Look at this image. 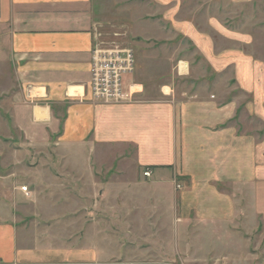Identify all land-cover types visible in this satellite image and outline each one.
<instances>
[{
    "label": "crops",
    "instance_id": "crops-1",
    "mask_svg": "<svg viewBox=\"0 0 264 264\" xmlns=\"http://www.w3.org/2000/svg\"><path fill=\"white\" fill-rule=\"evenodd\" d=\"M229 1L240 5L258 0ZM101 7V0H0V140L20 141L23 157L50 150L65 160L49 166L13 165L0 174V260L101 264L117 255L102 236L61 244L48 237L55 234L53 225L43 237L24 223L28 205L40 218L74 220L68 214L72 208L62 206L70 201H60V196L75 172L89 177L87 202L103 205L113 220H169L160 225L162 234L166 231L165 240L159 235L160 248L147 246V252L193 248L202 264L241 249L239 228L247 234L261 225L264 233V62L244 49L253 40L251 34L231 18L209 16L208 28L233 44L222 46L205 30L181 20V33L209 68L181 56L167 76L161 74L167 81L157 76L153 88L148 74H138L136 61L126 79L137 88L134 100L102 102L89 91ZM119 145L133 147L135 166L113 164L104 171H113L116 178L97 180L93 158L104 146ZM145 169H150L149 177L143 176ZM45 171L50 173L47 196L41 194ZM127 171L134 173L133 180L118 175ZM175 181L182 188L171 196ZM221 232L222 248L201 254L205 243L217 249L215 235ZM98 241L104 245L97 246Z\"/></svg>",
    "mask_w": 264,
    "mask_h": 264
},
{
    "label": "rangeland",
    "instance_id": "rangeland-1",
    "mask_svg": "<svg viewBox=\"0 0 264 264\" xmlns=\"http://www.w3.org/2000/svg\"><path fill=\"white\" fill-rule=\"evenodd\" d=\"M101 2L102 7L99 12V18L101 19L97 36L100 46L104 48H130L134 53L135 65L136 61L138 63L136 65L138 74L140 73L145 78L148 74L152 87L156 84V77L158 76V79H160L161 74L166 75L172 68L171 65L178 62L176 60L180 59L181 56L186 55L190 57L191 61L197 59V61L192 62L200 64L202 68H209L199 52L196 51L192 41L181 33V20L192 22L201 30H205L222 46H233V44H226L223 39L208 28L209 16L218 15L219 19L227 20L231 18L233 25L243 24V29L249 32L253 38L249 47H244V49L264 62V0L240 5L229 0H101ZM166 55L171 60L166 59ZM182 66L186 67V64L181 63ZM126 79H129L128 75ZM176 79L169 78L172 81ZM160 80L167 81V78ZM133 89L136 90L137 88ZM1 113L2 109L0 108V115ZM16 151H18V155ZM19 151L20 141L0 140V174H6L10 167L12 168L13 165L18 164L31 167L34 164L49 166L50 164L65 162L63 157L50 152V150L41 156L26 155L24 157L19 154ZM83 162H85L84 157L79 155L77 163L82 165ZM92 164L97 170L95 172L97 180L103 182L111 178L115 179L116 173H113V171L105 172L104 170L113 164L134 167L136 164L134 149L132 146L122 145L104 146L100 149V155L93 158ZM100 169L102 170L100 171ZM52 174L61 176L59 172L55 171ZM133 174L132 171H127L120 172L118 175H122L125 180H133ZM43 175L47 176L44 178ZM49 175L50 173L45 171V174H41L44 179L40 180L45 186L42 188L41 194L46 196L50 195V187L46 186L45 183L48 181ZM73 177V181L69 180L70 183H66L67 188L63 190L65 193L60 196V201L65 198L68 202L70 201L62 206L72 208V211L68 214L69 217H74V220L40 218L34 215L31 205H28L25 208V219H23L26 226L40 230L42 236L46 237L47 229H51L53 225L54 229L50 231L55 234L48 237L59 240L58 242H61V244L70 239L78 241L89 239L91 241L100 239V236H102L101 238L104 239L103 241L106 240L107 246L116 249L117 255H112L111 258L106 260V263L102 262L101 264H199L193 256V248L191 252H179V250L145 251L147 246L153 250L157 247L160 248L157 243L161 242L160 236L163 240L166 238L164 236L166 231L162 234L160 225L163 223L164 226H167L169 220L134 218L113 220L111 218L112 214L104 213L103 205L88 203L84 197V192L92 190L88 186L89 184H86L89 177L87 178L84 172H75ZM60 181L65 182L63 178ZM27 188L30 191L28 186ZM181 188V184L175 181L170 195H177ZM123 195H128L126 190L123 191ZM92 196H96V194L92 193ZM93 200L90 198V201ZM61 217L66 216L62 214ZM172 222L170 221V224ZM177 223H181V221L177 220ZM152 225H156L155 229L151 228ZM192 227L191 222L187 231H191ZM238 231L241 236L239 237L241 249L239 247V250L222 252L219 256L204 260L202 264H264V233L261 225L257 228L253 226L248 233L246 232L247 234L242 232L243 230L240 228ZM223 234L221 232V235H215L217 249L211 242V248L206 246L205 243L204 248L200 247L201 254L221 249L223 243L220 242H223ZM189 237L192 236L187 235V238ZM170 238L172 239L169 235L168 239ZM168 239L165 242L170 243ZM210 241L214 242L213 236ZM96 244L97 246L104 245L102 241H98ZM234 248L237 247L234 246Z\"/></svg>",
    "mask_w": 264,
    "mask_h": 264
},
{
    "label": "built area",
    "instance_id": "built-area-1",
    "mask_svg": "<svg viewBox=\"0 0 264 264\" xmlns=\"http://www.w3.org/2000/svg\"><path fill=\"white\" fill-rule=\"evenodd\" d=\"M134 66L135 57L130 48H104L96 44L90 59L89 91L92 99L111 103L133 101L136 86L127 84L125 78L134 71ZM143 175L149 177L150 169H145ZM21 189L26 190L24 186ZM0 264L5 263L0 261Z\"/></svg>",
    "mask_w": 264,
    "mask_h": 264
},
{
    "label": "trees",
    "instance_id": "trees-1",
    "mask_svg": "<svg viewBox=\"0 0 264 264\" xmlns=\"http://www.w3.org/2000/svg\"><path fill=\"white\" fill-rule=\"evenodd\" d=\"M147 168H149V167H147Z\"/></svg>",
    "mask_w": 264,
    "mask_h": 264
},
{
    "label": "bare ground",
    "instance_id": "bare-ground-1",
    "mask_svg": "<svg viewBox=\"0 0 264 264\" xmlns=\"http://www.w3.org/2000/svg\"><path fill=\"white\" fill-rule=\"evenodd\" d=\"M185 63V62H184Z\"/></svg>",
    "mask_w": 264,
    "mask_h": 264
}]
</instances>
